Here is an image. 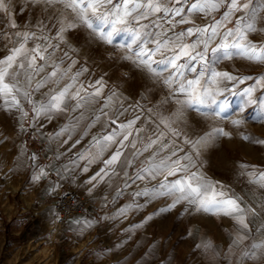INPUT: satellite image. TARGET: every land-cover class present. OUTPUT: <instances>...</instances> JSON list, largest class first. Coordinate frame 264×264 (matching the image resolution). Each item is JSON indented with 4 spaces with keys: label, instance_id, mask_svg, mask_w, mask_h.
<instances>
[{
    "label": "snow or ice",
    "instance_id": "1",
    "mask_svg": "<svg viewBox=\"0 0 264 264\" xmlns=\"http://www.w3.org/2000/svg\"><path fill=\"white\" fill-rule=\"evenodd\" d=\"M56 4L62 5L70 17L58 18L52 25L57 29V41H63L64 33L69 29L85 28L101 42L126 49L124 59L132 61L138 69L163 85L171 86V97L179 107L169 117H157V131L137 149L139 129L135 126L145 109L139 105L131 108L132 119L121 122L120 117L129 109L123 107L117 94L104 97L102 79L94 84L81 83L80 77L87 69L82 68L73 74L76 61L71 60L68 52L59 58L56 56L59 43H53L52 37L45 32L46 22L38 20L35 24L37 30L17 31L11 35L0 32V39L5 40L6 45H12L8 54L0 57V108L19 113L21 132L24 131L23 120L28 116L25 104L34 113V120L40 117L51 119L53 115L69 110L78 112V116L56 134L57 139L65 135L71 139V133L82 122V130L100 122L105 133L99 139L93 138L92 144L101 152L112 144L117 147L92 180L103 179L108 171L116 174L118 163L120 173L127 178L125 187L137 181L163 177L158 185L137 191L135 195L148 200L166 196L172 199L169 208L186 202L195 210L231 217L237 225L233 247L239 249L252 235L250 224H255L264 213V171L255 166L240 165V175L246 176L248 183L260 191L259 196L251 190L246 191L251 203L239 194L225 190L200 172L196 157L202 148L215 143L221 136H230V133L213 127L192 139L181 130L179 122L188 110L205 117L229 119V102L217 99L231 91L225 82L231 83L234 89L237 84L254 79L255 87L249 86L232 94L245 98L239 111L244 112L247 106L254 105L258 111L248 118L264 123V99H253L257 88H264V75L240 77L214 68L220 61L234 57L264 64V43L258 44L248 38L251 32L264 31V0H24L25 7L39 5L45 10ZM10 5L11 0H0V14L6 15L8 26L15 28ZM221 8L225 10L217 19L215 14ZM195 14L211 17L212 22L197 25L191 19ZM258 23L261 25L259 29ZM229 24L232 27H228ZM179 25L191 26L176 31ZM29 41L32 47H28ZM48 85H51L49 90L42 93L39 100H34L33 93H39ZM147 111L151 113V109ZM148 118L152 119L151 116ZM232 123L239 126L242 121L232 120ZM166 134L172 139L166 144L161 143ZM129 137L133 139L129 140ZM243 138L264 144V140L248 135ZM67 139L62 142L66 143ZM177 140L188 145L189 151L177 146ZM79 142L78 139L75 141ZM157 144L160 147L145 157L134 175L129 176L126 169ZM126 147L131 151L121 161ZM31 158L35 160V155ZM86 158L87 153H81L77 160ZM38 171L40 174H33L34 181L46 175L44 169ZM83 171L87 172L88 168L84 167ZM120 194L118 192L117 196ZM256 205L260 212H257ZM132 207L143 205H125L117 215H125ZM74 223L83 229L90 225V220L77 219ZM256 233V237L240 249L241 256L253 258L259 255L264 259V223L256 228ZM198 247L210 257L217 254L211 242H203Z\"/></svg>",
    "mask_w": 264,
    "mask_h": 264
},
{
    "label": "rangeland",
    "instance_id": "2",
    "mask_svg": "<svg viewBox=\"0 0 264 264\" xmlns=\"http://www.w3.org/2000/svg\"><path fill=\"white\" fill-rule=\"evenodd\" d=\"M10 15L16 27H9L6 15L0 14V32L11 35L17 31L37 30L36 22L45 21V32L52 37L53 43H59L56 56L59 58L64 52H68L71 60L76 61L72 67L73 74L82 68L87 69L80 77L81 83L94 84L102 79L105 85L103 89L121 93L125 106L135 108L139 105L145 109L140 113L142 125L139 130L142 140L147 141L146 138L157 131V117H169L179 107L171 97V86L163 85L138 69L132 61L124 59L126 49L101 42L85 28L69 29L64 33V40L57 41V29L52 25L58 18H70L62 5L56 4L45 10L39 5L25 7L24 0H11ZM11 46L0 39V57L6 56ZM28 47H32L31 41ZM220 69L221 72L232 74L230 67H215L216 71ZM223 69L225 70L222 71ZM225 84L231 91L225 92L224 96L217 99H226L229 102V119L205 117L196 111L188 110L179 122V127L192 139L198 138L213 127H220L229 132L230 136H221L215 143L200 150L196 157L199 170L214 171L223 188L234 189L235 193L242 197L248 190L258 196L260 191L248 183L246 176L240 175L241 164L255 166L257 170L264 171V144H256L243 138L248 135L253 139L264 140V132L257 129L260 123L248 118L254 116L258 109L252 110L249 105L244 112L239 111L245 98L233 95L232 92H241L243 86L237 84L232 89L231 83ZM50 87L51 85H48L39 93L34 92L33 99L39 100L41 94L47 92ZM24 108L28 111V116L23 120V132L20 131L19 113L0 108V264H63L61 251L53 238L58 225L55 202L47 197L48 187H44L47 186L46 182V185L43 181L38 186L31 184L33 164L20 151L21 141L22 144H27L28 148L35 140L36 123L42 117L34 120L30 106L25 104ZM149 109L151 113L147 111ZM76 113L78 112L71 110L62 113L64 116L58 127L62 129L68 125L69 121L75 119ZM149 116L152 119H149ZM232 120H241L242 123L236 126ZM171 139L172 137L166 134L163 143L166 144ZM175 143L186 152L189 151L188 145L179 140ZM51 144V138L48 137L46 146L51 148ZM159 147L156 145V149ZM29 151L27 150V153ZM26 228L27 237L20 238L15 235L16 232L23 234ZM236 264H264V259L259 255L246 258L237 251Z\"/></svg>",
    "mask_w": 264,
    "mask_h": 264
},
{
    "label": "crops",
    "instance_id": "3",
    "mask_svg": "<svg viewBox=\"0 0 264 264\" xmlns=\"http://www.w3.org/2000/svg\"><path fill=\"white\" fill-rule=\"evenodd\" d=\"M224 10L221 8L215 17L219 19ZM191 19L195 24L201 26L212 22L211 17L205 18L200 14L193 15ZM189 26L191 25H179L176 31ZM228 27H232V24H229ZM260 27L261 25L258 23L257 28ZM248 38L258 44L264 43V31L251 32L248 34ZM216 66L218 68L230 67L229 71L240 77L256 78L264 75V64L238 57L220 61L219 64L214 65V68ZM218 72H221V69ZM239 85H242L244 89L249 86L255 87L254 79L246 80ZM112 93H116L121 99L123 107L129 109L120 117V121L132 119L131 108L133 107L124 105L122 94L115 90L103 89L104 97ZM253 99H264V88H257L253 93ZM251 108L256 110L254 105H251ZM78 114L76 113L74 118ZM62 116H64L62 113H57L51 119L40 118L41 120L36 123L35 140L28 148L27 144H22L21 141L20 151L33 164L31 173L33 186L40 185L42 181L44 184L46 182L47 186L44 187H48L47 197H50L54 202L61 194L68 193L87 204L85 215L71 219L53 236L55 245L61 251L63 264H236L237 251L240 252L245 244L256 237V228L264 223V213L255 224H250L252 235L244 242V245L241 244L237 249L233 247L237 225L231 217L198 211L187 205L186 202L177 203L174 207L169 208L172 199L166 196L148 200L146 197L135 195L137 191L151 189L158 185L163 177L151 181L148 179L137 181L130 187H125L127 178L120 173L118 163L115 166L116 174L108 171L103 179L98 177L96 180H92L91 178L105 167L104 161L113 154L117 145L112 144L101 152L97 146L92 144L93 138L99 139L105 133L100 122L86 130H82V122L71 133V139H67L66 135L57 139L56 134L61 130L58 124L62 121ZM141 125V120H138L135 127L139 129ZM257 126V129L264 132V123ZM134 135H136L135 132ZM48 137L52 141L51 148L46 146ZM66 139L67 142L63 143L62 141ZM77 139L80 141L79 143H75ZM132 139L133 137H129V140ZM163 142L164 140L161 143ZM146 143L147 141L141 139L139 130L136 140L137 149ZM125 144L128 142L126 141ZM157 145L160 146V144ZM27 150H30L29 153ZM156 150L155 145L139 160L133 161L132 166L126 169L128 175H134L145 157ZM123 151L121 161L131 149L126 147ZM81 153H87V158L77 160ZM33 154L35 160L31 158ZM89 160L92 162L89 163ZM84 167L88 168L87 172L83 171ZM39 169H44L46 175H43L40 180L34 181L33 174L34 172L40 174ZM200 172L209 180L221 185L219 177L214 171ZM169 179H175V177H169ZM225 190L235 192L230 188ZM118 192L122 194L117 196ZM243 197L251 203L247 195L244 194ZM134 203L143 205V207H132L125 215H117L123 206ZM255 207L257 212L261 211L258 205ZM161 209L166 210L161 211ZM77 219H88L90 225L81 229L74 223ZM15 235L20 238L27 237V228L23 234L16 232ZM203 242H211L217 250L214 257H210L198 247Z\"/></svg>",
    "mask_w": 264,
    "mask_h": 264
},
{
    "label": "built area",
    "instance_id": "4",
    "mask_svg": "<svg viewBox=\"0 0 264 264\" xmlns=\"http://www.w3.org/2000/svg\"><path fill=\"white\" fill-rule=\"evenodd\" d=\"M54 208L57 223L61 227L66 225L71 219L87 213V204L68 193H63L57 198Z\"/></svg>",
    "mask_w": 264,
    "mask_h": 264
},
{
    "label": "bare ground",
    "instance_id": "5",
    "mask_svg": "<svg viewBox=\"0 0 264 264\" xmlns=\"http://www.w3.org/2000/svg\"><path fill=\"white\" fill-rule=\"evenodd\" d=\"M17 155V154H16ZM61 229V226L60 225H56V231L55 232H57L58 230H60ZM54 232V233H55Z\"/></svg>",
    "mask_w": 264,
    "mask_h": 264
}]
</instances>
